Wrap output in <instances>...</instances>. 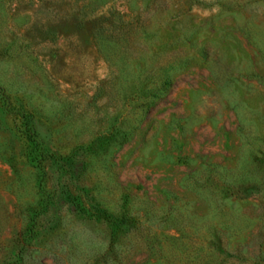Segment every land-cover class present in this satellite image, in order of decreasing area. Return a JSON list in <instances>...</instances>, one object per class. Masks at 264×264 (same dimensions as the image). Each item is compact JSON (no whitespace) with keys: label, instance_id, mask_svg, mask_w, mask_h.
I'll use <instances>...</instances> for the list:
<instances>
[{"label":"rangeland","instance_id":"obj_1","mask_svg":"<svg viewBox=\"0 0 264 264\" xmlns=\"http://www.w3.org/2000/svg\"><path fill=\"white\" fill-rule=\"evenodd\" d=\"M0 264H264V0H0Z\"/></svg>","mask_w":264,"mask_h":264},{"label":"trees","instance_id":"obj_2","mask_svg":"<svg viewBox=\"0 0 264 264\" xmlns=\"http://www.w3.org/2000/svg\"><path fill=\"white\" fill-rule=\"evenodd\" d=\"M21 116L24 118V121H25V132L27 133L26 137L27 139L33 143L35 145V147L38 146V141H37V138L34 134V132L32 131V127L30 126L31 122H32V114L31 113H22ZM42 150H45V149H42ZM38 190L39 191H42V181L39 180V183H38Z\"/></svg>","mask_w":264,"mask_h":264}]
</instances>
